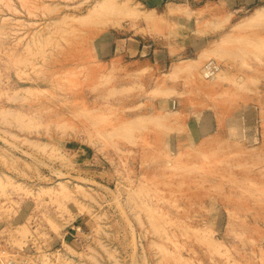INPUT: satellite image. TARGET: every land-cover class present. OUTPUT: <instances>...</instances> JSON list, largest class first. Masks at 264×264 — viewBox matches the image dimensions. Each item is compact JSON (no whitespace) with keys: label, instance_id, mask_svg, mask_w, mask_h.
I'll return each instance as SVG.
<instances>
[{"label":"rangeland","instance_id":"1","mask_svg":"<svg viewBox=\"0 0 264 264\" xmlns=\"http://www.w3.org/2000/svg\"><path fill=\"white\" fill-rule=\"evenodd\" d=\"M100 1L0 0V264H264L263 2Z\"/></svg>","mask_w":264,"mask_h":264},{"label":"bare ground","instance_id":"2","mask_svg":"<svg viewBox=\"0 0 264 264\" xmlns=\"http://www.w3.org/2000/svg\"><path fill=\"white\" fill-rule=\"evenodd\" d=\"M100 2L102 4H104V1L101 0ZM169 5H172V3ZM150 11L151 10H147L144 14V18L147 20H151L152 18H154V16L152 14H150ZM263 11H264V7H262V6L255 8L254 11L250 15H248L247 17H245L243 19L244 23L247 22L245 20H251V19L253 20V18H257V17L259 18V16L262 15ZM243 20H241V21H243ZM191 63H188V62L187 63H181V64H178L176 66L180 67V69L183 67L182 69H186L188 71V69L191 70L190 65L191 66L193 65L194 66V73L196 74V76L194 75L193 72L191 74H193L195 76V79L200 84V87L201 86L202 87L210 86L216 80L221 79L223 76H225L227 74V70L221 69L220 66L213 60H209L206 63H202L201 65H198V67L196 66V64H193L194 62L192 64ZM188 66H189V68H187ZM193 66H192V70H193ZM184 67H186V68H184ZM189 72H191V71H189ZM8 264H15V263L14 262H8Z\"/></svg>","mask_w":264,"mask_h":264},{"label":"crops","instance_id":"3","mask_svg":"<svg viewBox=\"0 0 264 264\" xmlns=\"http://www.w3.org/2000/svg\"><path fill=\"white\" fill-rule=\"evenodd\" d=\"M261 1L263 2V4H261V5H264V0H261ZM130 44L132 46L134 45V43H132V42ZM137 48H138V46H137ZM125 61H128V60H125ZM120 64H121V67L127 69L126 71H128L129 69H132L135 66V64H137V63H131V62H129V63H120ZM159 64L160 63H156L157 66H159Z\"/></svg>","mask_w":264,"mask_h":264}]
</instances>
